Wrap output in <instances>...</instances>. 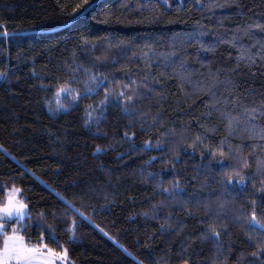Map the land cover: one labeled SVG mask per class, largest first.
<instances>
[{"label": "trees", "instance_id": "1", "mask_svg": "<svg viewBox=\"0 0 264 264\" xmlns=\"http://www.w3.org/2000/svg\"><path fill=\"white\" fill-rule=\"evenodd\" d=\"M13 191L69 264H264V0H0Z\"/></svg>", "mask_w": 264, "mask_h": 264}, {"label": "rangeland", "instance_id": "2", "mask_svg": "<svg viewBox=\"0 0 264 264\" xmlns=\"http://www.w3.org/2000/svg\"><path fill=\"white\" fill-rule=\"evenodd\" d=\"M64 93L58 95L57 104L64 102ZM69 100V99H67ZM28 215L26 203L13 191L7 197L5 203L0 204V264H69L71 261L67 249L55 252L53 248L44 242L41 245H30L22 234L23 222ZM16 219L22 222L10 226L6 221ZM10 227V232L7 229ZM37 253H46L53 257L43 256Z\"/></svg>", "mask_w": 264, "mask_h": 264}, {"label": "water", "instance_id": "3", "mask_svg": "<svg viewBox=\"0 0 264 264\" xmlns=\"http://www.w3.org/2000/svg\"><path fill=\"white\" fill-rule=\"evenodd\" d=\"M75 20H76V19H75ZM75 20H74V21H75ZM74 21L70 22L69 24H67V25H65V26H63V27H60V28H58V29H55V30H53V31H57V30H61V29H64V28H66V27H69ZM40 33H46V32H40V31H38V32H25V33H19V34H16V36H28V35H32V34H40ZM37 254H40V255H43V256H49V257H53V258H54L53 255H48V254H46V253H37Z\"/></svg>", "mask_w": 264, "mask_h": 264}]
</instances>
